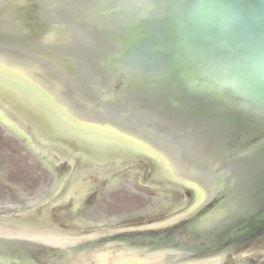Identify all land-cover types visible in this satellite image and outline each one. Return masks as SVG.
Returning a JSON list of instances; mask_svg holds the SVG:
<instances>
[{
    "label": "water",
    "instance_id": "1",
    "mask_svg": "<svg viewBox=\"0 0 264 264\" xmlns=\"http://www.w3.org/2000/svg\"><path fill=\"white\" fill-rule=\"evenodd\" d=\"M0 264H264V0H0Z\"/></svg>",
    "mask_w": 264,
    "mask_h": 264
}]
</instances>
